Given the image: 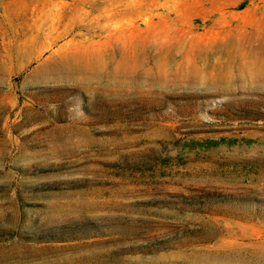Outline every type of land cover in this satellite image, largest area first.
I'll return each instance as SVG.
<instances>
[{"label":"rangeland","instance_id":"1","mask_svg":"<svg viewBox=\"0 0 264 264\" xmlns=\"http://www.w3.org/2000/svg\"><path fill=\"white\" fill-rule=\"evenodd\" d=\"M0 264H264V0H0Z\"/></svg>","mask_w":264,"mask_h":264}]
</instances>
